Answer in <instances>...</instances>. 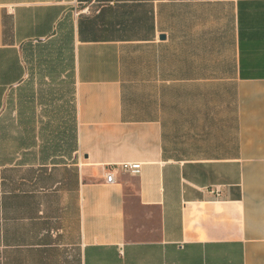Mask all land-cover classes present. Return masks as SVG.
Segmentation results:
<instances>
[{"label": "crops", "instance_id": "0c3cea01", "mask_svg": "<svg viewBox=\"0 0 264 264\" xmlns=\"http://www.w3.org/2000/svg\"><path fill=\"white\" fill-rule=\"evenodd\" d=\"M0 264H264V0H0Z\"/></svg>", "mask_w": 264, "mask_h": 264}, {"label": "rangeland", "instance_id": "374dc122", "mask_svg": "<svg viewBox=\"0 0 264 264\" xmlns=\"http://www.w3.org/2000/svg\"><path fill=\"white\" fill-rule=\"evenodd\" d=\"M72 84V86H71ZM73 88V79L72 78H66V84L65 87H63V84L56 82L52 83V85L49 87V90L46 92L48 93V98L46 97L48 103H49V109L52 110V107H56V105H61L62 109H64V103L67 105V118H68V124L71 114V93ZM58 117H65V109L62 113L57 115ZM54 125V124H52Z\"/></svg>", "mask_w": 264, "mask_h": 264}, {"label": "built area", "instance_id": "2783aa9c", "mask_svg": "<svg viewBox=\"0 0 264 264\" xmlns=\"http://www.w3.org/2000/svg\"><path fill=\"white\" fill-rule=\"evenodd\" d=\"M122 167L124 170L130 171L132 173L138 172L140 168L139 163H134V164H122ZM114 181V176L113 173L108 171L105 175V182L106 183H112Z\"/></svg>", "mask_w": 264, "mask_h": 264}, {"label": "trees", "instance_id": "16d2710c", "mask_svg": "<svg viewBox=\"0 0 264 264\" xmlns=\"http://www.w3.org/2000/svg\"><path fill=\"white\" fill-rule=\"evenodd\" d=\"M76 123V119H75V111H74V124ZM74 138H75V140H76V129H75V134H74ZM71 139V135H70V138H69V140ZM72 141H70V143H71ZM72 145V144H71Z\"/></svg>", "mask_w": 264, "mask_h": 264}]
</instances>
